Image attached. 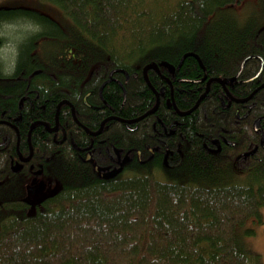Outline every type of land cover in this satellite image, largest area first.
I'll return each mask as SVG.
<instances>
[{
	"label": "trees",
	"instance_id": "1",
	"mask_svg": "<svg viewBox=\"0 0 264 264\" xmlns=\"http://www.w3.org/2000/svg\"><path fill=\"white\" fill-rule=\"evenodd\" d=\"M40 1L59 8L69 24L33 8L0 6V29L18 21L28 26L14 41L10 69L0 63V119L20 115L16 125L23 151L29 125L45 120L53 126L52 112L63 99L91 130L110 115H142L153 98L143 67L176 63L184 55L178 69L183 80L174 82V94L179 109L190 110L180 118L188 141L181 155H168L170 165L161 162L159 148L151 162V145H158L151 123L162 115L161 106L135 129L109 119L100 136L104 145L123 151L133 147L137 156L128 168L104 176L70 145L57 147L40 124L33 126L32 157L45 164L44 157L52 155L58 187L30 210L18 192L0 186V264H261L258 254L241 246L238 232L248 220L264 222V154L236 161L235 147L222 146L221 152L201 147L213 137L237 142L242 150L258 141L250 119L236 125L232 111L220 107L216 83L199 98L204 81L195 82L202 69L194 54L207 78L234 75L245 59L240 75L253 76L259 65L249 55L264 60V0H257L256 13L243 20L235 7L244 0ZM4 43L0 35V50ZM116 69L129 73V79L112 72ZM258 79L264 80V63L253 82ZM244 86L242 93L255 87ZM254 95L260 105L264 87ZM258 107L253 114L261 113ZM59 118L76 143L87 141L68 106L60 105ZM6 133L8 146L0 149L2 182L10 177L15 136L0 124V143Z\"/></svg>",
	"mask_w": 264,
	"mask_h": 264
},
{
	"label": "flooded vegetation",
	"instance_id": "2",
	"mask_svg": "<svg viewBox=\"0 0 264 264\" xmlns=\"http://www.w3.org/2000/svg\"><path fill=\"white\" fill-rule=\"evenodd\" d=\"M262 28H264V26ZM249 57L256 59L259 65L256 73L249 78L240 75V71L242 70H240V68L243 62L240 64L238 71L234 75H211L207 78V71L201 63L199 57L196 55V57L194 58L198 66L202 69V77L195 82L200 83L202 80L204 81L203 92L200 94L199 98H203L205 94L208 93L210 84L214 82L216 83V85H218L215 89V97L219 101L221 108L232 111L235 124L237 125L243 120L250 119L251 130H253L254 136L258 141L256 143H254V141L248 142V145H253L252 148L242 150L236 144L237 142H232L228 140V138L219 139L213 137L208 141L204 140L201 142V147L210 151L215 150L221 152L222 146L228 148L235 147L231 152V155H233L232 157L236 161H238L239 159L245 161L247 159H250L252 155L258 156V154H264V111L263 109L259 108L260 105L264 107V99L259 105L254 95L258 90H261L264 87V80L258 79L253 82L254 79H256V77L259 75L260 70L263 67L264 60L262 55L260 54L249 55ZM180 61L181 59H179L176 63L167 62L168 64H170L171 68L162 65V63L166 61L154 62V64H156L157 66V69L147 68L146 64L142 69V73L145 83L153 93V98L151 101L152 106L142 115H138L132 118L121 119L115 115L105 117L99 122L96 130H91L87 126L80 124L76 116L75 118L77 120H75L73 118V113L75 115V112L72 103L66 99H63L55 105L52 112L53 126H51L50 122L45 120H36L29 125L24 134V143L27 150L23 151L20 146L21 133L19 127L16 125V122L20 120V115H17L12 120L0 119V124H4L10 127L13 130L15 136L13 145L14 152L13 155H9L10 158L8 164V172H6V174L10 175V177L7 181H0V186L8 187L9 189L13 190L14 193L18 192L20 197L30 204V206L33 208L32 210L35 209L36 205L39 204V202L56 192L59 179L57 174H55L52 163H49L51 160L50 157L52 155L44 157L45 164L43 162H39L41 161L40 159L38 160L32 157L33 146L31 139V130L33 126L38 124H40L46 132L51 134V139L57 147L63 148L65 143H67L71 146V149H73L75 153H77L78 158L83 163H87L89 166H93L95 169H97V171H100L102 175H112L115 171H122L125 168H128L127 166H125L127 165V162L132 161L133 158L137 156L135 148L131 147L126 151H123L124 147H116L114 144H112L111 149L105 146L103 140L100 139V136L102 135L103 127L106 121L109 119H114L123 124V126L128 130L135 129L138 126L137 123H140V121L147 114L154 113L160 106L162 115L158 113L154 121L151 123L152 134L155 135V139L158 145L156 143L151 145L150 161L152 162V158L154 153L156 152V148H159L162 154H164V156L162 157L163 161L161 162L170 165L168 155L173 153H175L176 156L181 155L182 151L184 150L182 143L184 141H188L187 138H185L186 134L183 129V120H181L180 118H182L190 110L181 111L179 109V106L177 105L174 94V82H182L183 80V78H180L178 74V69L182 62ZM149 76L150 82L148 79ZM129 77L130 75L128 73L127 77H125V82L129 79ZM109 78H111L110 74ZM152 81L157 83L156 87L152 84ZM251 83H253L255 87H253V89L251 90H248L247 92L243 91L242 93L241 90H244V85ZM119 85L123 92V96H125L124 85L121 82H119ZM99 95L102 99L100 90ZM196 104L197 103H195V105ZM19 105H21L20 102ZM60 105H66L69 107L71 119L79 127H81L85 134L88 136L86 142L76 143L73 134L71 132L70 134H68L67 128L69 127V125L63 126L59 118ZM257 106H259L258 109L259 111H261V113H257V111H255L256 114H253L252 110L256 109ZM165 116L171 117L169 119H165ZM131 125L133 126L132 128L130 127ZM8 143V134H3L2 142L0 143V149L7 147ZM59 151H54L53 153H59ZM104 169L105 171H102Z\"/></svg>",
	"mask_w": 264,
	"mask_h": 264
},
{
	"label": "rangeland",
	"instance_id": "3",
	"mask_svg": "<svg viewBox=\"0 0 264 264\" xmlns=\"http://www.w3.org/2000/svg\"><path fill=\"white\" fill-rule=\"evenodd\" d=\"M1 7H27L39 10L48 14L61 25L67 26L69 21L63 16L60 9L50 2L40 0H0ZM257 0H244L239 6L235 7L240 19L253 14L258 10ZM256 13V12H255ZM28 26L22 21L2 26L0 35L5 37V43L0 50V63L4 70L10 69L11 60L15 55L14 41L18 39V34L27 31ZM33 208L30 206V210ZM262 219L264 220V209H261ZM246 230H252L251 234H245ZM238 241L241 246L252 254L260 256L261 264H264V222L248 220L238 232Z\"/></svg>",
	"mask_w": 264,
	"mask_h": 264
},
{
	"label": "water",
	"instance_id": "4",
	"mask_svg": "<svg viewBox=\"0 0 264 264\" xmlns=\"http://www.w3.org/2000/svg\"><path fill=\"white\" fill-rule=\"evenodd\" d=\"M188 54H190V53H188ZM192 55H193V54H192ZM184 56H185V55H184ZM184 56H183V57H184ZM194 56L196 57L195 54H194ZM183 57L181 58V61H182ZM245 60H246V59H245ZM245 60L243 61L240 70L242 69ZM181 61H180V62H181ZM162 65L171 68L170 64H168L167 62H163ZM146 67H147V68L157 69V66H156V64H154V63H152V64H147ZM114 71H115V72H116V71L123 72V73L125 74V77H127L126 72H125L124 70H122V69H116V70H113L112 72H114ZM112 72L110 73V76H111ZM126 79H127V78H126ZM72 112H73V111H72ZM73 118H74L75 120H77V119L75 118L74 113H73ZM247 154H250V153H247Z\"/></svg>",
	"mask_w": 264,
	"mask_h": 264
}]
</instances>
